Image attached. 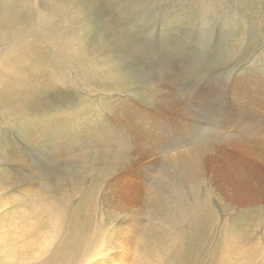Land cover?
Here are the masks:
<instances>
[{
    "label": "rangeland",
    "instance_id": "374dc122",
    "mask_svg": "<svg viewBox=\"0 0 264 264\" xmlns=\"http://www.w3.org/2000/svg\"><path fill=\"white\" fill-rule=\"evenodd\" d=\"M261 122L264 0H0V264H264Z\"/></svg>",
    "mask_w": 264,
    "mask_h": 264
},
{
    "label": "bare ground",
    "instance_id": "6f19581e",
    "mask_svg": "<svg viewBox=\"0 0 264 264\" xmlns=\"http://www.w3.org/2000/svg\"><path fill=\"white\" fill-rule=\"evenodd\" d=\"M6 94L7 93L4 92L3 99L4 98L5 99H8V97H9V99L12 100V96H10L11 93L8 92L9 95H6ZM125 123H126V121H125ZM125 123L120 124V127H121L122 131H126L128 129V127L131 126V125L126 126ZM255 126H257V127H264V123L261 122L259 124H256ZM186 129L187 128L181 130V132L187 131ZM146 131H147V133H146L147 135H145V139L146 140H148V138L151 139L153 137L152 136V132L149 133L148 130H146ZM219 131L222 134H226V130H219ZM131 132L135 135L136 142H138V147L135 148V151L138 152L139 155L140 154H142V155L147 154L146 158L151 155V151L155 150V148L158 147L161 143L166 142V141L161 140V138H160L158 140V144L156 142V145H155V142H154L153 144L150 145L149 142L141 140V138H139L137 136L136 132H134L133 130H131ZM238 138H239V140L242 139L241 137H238ZM247 140L248 139H243L241 141L247 142ZM255 142L257 144H264V136H260V137L256 138L255 139ZM149 147H151V148H149ZM183 152H185L187 154V156H189V162H190L191 166H195L194 163H193V161L197 165V163H198L197 160H200L201 154H202L203 150L200 148V145L198 143L196 145V147L193 146L192 148L187 149V150H185ZM183 152H181V153H183ZM195 173H197V171ZM243 181H244V188L253 189V187L255 186V184L254 185H247L246 184V179L244 177H243ZM253 197L255 199L257 198V196H254V195H253ZM202 199L204 201H206V196H203ZM206 208L208 209V207H206ZM77 211L80 212V210H77ZM210 220H212V219L206 218V216L204 214L197 215V216L195 214L193 215L192 223H191V226L189 228L191 231L186 233V236L184 237L183 243H181L179 249L174 253V255L171 258L168 259V262L170 264H197V263H195V261H197V258L193 255V250H194L195 247H199L201 245L199 243H201V242H203L205 240V235L203 233V228H204V232H206V231L208 232V229L212 227L210 225V223H213ZM86 221H87V219H86ZM77 224H78L77 222H73L72 225H71V229H72V232L74 234L79 235V229L76 226ZM70 243L71 244H75L76 243V239L75 238L71 239L70 240ZM179 250H181V251H179ZM249 251L250 250H248L247 252H249ZM219 252H225V248H222V247L219 248ZM202 255H204L203 252H202ZM239 256H241V254H239ZM221 258L224 259L225 258V255L224 254H221ZM232 261H234V260H232ZM247 262H248V260H247ZM226 263H230L231 264V262H226ZM238 264H244V262L241 261V259H239L238 260Z\"/></svg>",
    "mask_w": 264,
    "mask_h": 264
}]
</instances>
